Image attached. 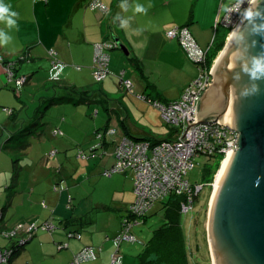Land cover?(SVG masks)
Instances as JSON below:
<instances>
[{
    "label": "crops",
    "instance_id": "crops-1",
    "mask_svg": "<svg viewBox=\"0 0 264 264\" xmlns=\"http://www.w3.org/2000/svg\"><path fill=\"white\" fill-rule=\"evenodd\" d=\"M38 1L42 0H35L33 7L34 15L35 6ZM55 1L45 0L46 5L49 7L63 8L65 12V18L59 20L62 23L60 25L61 38L53 46L55 47L57 58L64 65L63 70L67 68V72L70 71L68 68L70 66H76V69L79 70L81 69L79 62H82V64L88 66L87 71L89 70L91 78L95 81L92 74L94 48L96 44L106 41L105 38L108 37V29L111 26L110 30L113 39L110 41L116 40L117 43L123 44L127 48L128 55L130 54L132 57H135L139 63L138 67H132L133 74L136 73L139 77H143L140 79L148 81V84H145L143 80H138L139 83L136 84V87L132 84V92H134L137 98L146 102L148 100L139 96H147L166 103L179 98L183 88L198 73L196 64L187 57L186 52L175 38H168L166 31L174 26H187L198 45L203 49H208L214 39L216 29L221 26L220 20L225 12L223 10L224 7L236 0H126L127 11L121 9V0H100L107 6V11L90 8L88 4L91 0H61V6H52V3ZM134 3H139L146 7L150 4L151 7L148 8L146 14L136 13L132 9ZM118 13L121 18L128 19L129 24L127 28L119 26L120 19H116L113 22V17ZM37 35H39L38 38L36 36L30 41L22 42L24 44L23 48L27 46L28 59H26V62L24 60L17 64V76L28 77L24 84L30 80L33 72L40 71L41 66H46L48 69L50 67L48 51L51 49L52 42L50 41V44L45 41V37H42L39 24ZM14 45H21V43ZM116 49H119L118 46L107 50L109 57L108 69L113 64V69L121 68L119 70L123 72L124 78L128 79L125 77L127 70L121 66V55H125L124 52L121 50L120 53L114 51L109 53L110 50ZM17 52V49L10 44L6 47H0V56H2L4 61H15L17 59ZM27 56L25 55L26 58ZM48 69L45 71L46 81L43 86L54 84L50 78ZM140 69L141 73H139ZM107 74L99 82H103V86L101 84L102 91L104 90L103 87L105 88L104 82L107 79ZM66 75L62 71L60 74V76H63L62 79L54 80L58 82L55 88H62L60 85L88 88L90 85L87 79L83 80L84 74L82 77L79 74L74 81L66 79ZM154 75H156L157 79H154ZM162 75L167 76L165 83L159 80ZM8 84L16 86L14 82L5 80L3 65L0 63V100L2 87H8ZM50 85L48 86L50 95L46 89L48 93L41 97V105L48 96H54V94L56 96H63L66 94L59 93V90L55 93V90L51 89ZM16 87L19 89L21 86ZM133 89L135 90L133 91ZM136 90L139 92L137 93ZM118 103L120 104L119 101ZM138 105L146 107L142 102H138ZM2 107L10 115L4 123H1L6 125L9 124V119L12 117V109L6 106ZM118 119L124 127V132H122L120 138L123 135L134 138L132 133L138 134V132L144 130H131V132L125 125L126 120H124V115L118 114ZM66 124L68 123L63 121L61 125L65 126ZM5 127L8 130L6 132L7 135L9 134V127ZM107 129L113 128H102V131L101 128L98 129L87 142V146L91 148L92 152L97 151L94 152L95 154L101 150L103 152L101 153L102 155L108 153L107 151H110L109 153L113 155L115 145L120 138L114 140L112 146H108L107 134L104 133ZM114 131L115 135L117 131L115 129ZM59 132V129H54V134H58ZM97 134H101L102 137L98 139ZM3 148L6 147L1 145L0 150H4ZM6 154L8 155V153ZM7 155L5 156L9 157ZM96 161V159L87 160L85 165L91 166ZM9 165L7 164V168L6 165L0 164V174L5 178L0 186L4 189H9V186L5 187L8 184L7 175L11 173L12 169L9 168ZM98 165H101L103 168L96 166V168H93V172L105 171L108 169L109 164L101 161ZM88 169L89 167L84 168L79 163L73 168H65L60 165L56 169L58 173L55 178L56 180L53 179V174L50 173V175L52 174L51 176L49 175L50 183L43 184V186L38 184L37 174L34 175L32 170H27L28 180L21 182L17 179L12 183L14 188L17 189L16 195L14 198L12 196L9 202L8 193L3 203L6 204L0 209V231L10 229L18 224L27 225L43 221L53 223L55 228L52 231L37 230L34 235L26 240L25 244L15 253L11 260L3 261L0 264H70L73 255L86 246L94 248L95 258L82 261L79 264H111L113 254L118 255L120 264H138V253L134 258L124 250L122 251V243L119 245L118 251L112 240L120 229L122 216L127 214L128 208L135 198L134 179H132V176H134L133 172H115L125 175L123 186L120 191L115 190L111 201H106L105 199L94 200L92 198H85L84 194L79 191L80 188L77 185L79 182L74 184L73 180L78 178V175L82 177ZM112 175L111 173L110 176ZM67 178H71L72 182ZM94 183L95 185L97 184L96 182ZM115 202L117 203V208L114 207ZM10 207H13L14 213L12 214H8ZM114 210L117 212L113 218V223L111 225L110 222H107L106 225L101 224L100 220L104 217L103 213ZM6 217L9 218L7 222L5 221ZM69 233L77 234V236H69ZM11 241L0 233V247L8 246ZM60 243H66V246L59 248L58 244Z\"/></svg>",
    "mask_w": 264,
    "mask_h": 264
},
{
    "label": "rangeland",
    "instance_id": "rangeland-1",
    "mask_svg": "<svg viewBox=\"0 0 264 264\" xmlns=\"http://www.w3.org/2000/svg\"><path fill=\"white\" fill-rule=\"evenodd\" d=\"M4 2L11 4L12 9L19 14L17 26L11 30L7 29L3 23H0L1 29H4L12 37V41L9 44L17 49L16 58H19L21 55L27 56L28 49L27 46L23 48V43L34 39L36 36L37 38L39 37L37 35L38 24L42 37H45V41L48 43L51 41L50 48L55 50L53 46L61 38L60 25L62 23L59 20L65 18L63 8H52L46 5L45 0L38 1L35 6L36 18L33 13L35 0H4ZM52 6H61V0H56L52 3ZM110 28L112 27L110 26L108 29L109 34L105 38L106 41L113 39ZM16 43H21V45H14ZM23 49L25 50L22 51ZM113 51L121 52L119 48L110 50L109 53ZM121 56V66L127 70L125 77L132 82L134 87L139 83L138 80H143L145 84H148L147 80L140 79L143 78L142 76L139 77L136 73L133 74L132 67L134 65H132L130 59L127 56L124 57L125 55ZM79 63L81 69L78 70L76 66H70L68 67L70 71L67 72L66 68L63 70V74L66 75L67 72L66 79H72L73 81L77 79L79 74L81 77L84 74L83 80L87 79L90 85L88 88L84 87L82 89L97 90L99 92V96H96L97 99L81 101L79 100L81 97H79L74 101L62 100L50 103L47 98L41 105V97L48 93L46 89L49 91L48 86L50 85L43 86L46 81L45 71L48 69L46 66H41L40 71L33 72L30 80L19 87V89H16L17 94L12 89L16 88V86L8 84V87H2L0 112L4 113H0V147L4 145L6 148L0 150V164L6 166L10 164L9 168L12 169L11 173L7 175L8 184L5 185V187L9 186V189H4L0 186V209L6 204L3 203L8 193L9 202L12 196L14 198L16 195L17 189L14 188L12 183L17 179L21 182L28 180L27 170H32L34 175L37 174L38 184L43 186V184L50 183L49 178L52 174L53 179L56 180L55 178L58 174L56 169L60 165L65 168H73L78 163L83 165L84 168L89 167L82 177L78 175V178L74 177L75 179L73 180L74 184L79 182L77 185L80 188L79 191L84 194V197L94 200L105 199L106 201H111L115 190L120 191L123 186L125 175L115 172L112 173V176L110 174L105 175L103 170L93 172V168L99 166L98 164L101 161L108 163L109 168L113 161H115V157L113 156L114 154L109 153L110 151L102 155L101 153L103 152L100 149L95 154L94 152L97 151L92 152L91 148L87 146V142L98 129L101 128L102 131V128H113L117 131L116 134L107 135L106 138L108 146H112L114 140L119 139L122 132H124V127L118 119V114L124 115V120H126L125 125L128 130H145H141L138 134L132 133L134 137H147L152 140L174 137H169L170 132L174 133V128H170L165 124L157 107L148 101L146 102L137 98L134 92L125 91L123 86L119 84V73L121 72L119 69L121 68L114 70V65H110L107 79L104 82L105 88L103 87L104 90L102 91L101 84L103 86V82L94 81L89 74V70L87 71L88 66L82 64V62ZM48 71H51L50 67ZM139 73H141V69ZM62 77L59 76V80ZM154 79H157L156 75H154ZM5 80H7L6 75ZM159 80L165 83L167 76L162 75ZM136 92L138 93L139 91L136 90ZM138 102L144 103L146 107L139 106ZM2 106L13 109L14 113L9 119V124L6 125L1 123H4L10 115L7 114ZM63 121L68 123L65 125L66 127L61 125ZM5 126L9 127V134L7 135L6 132L8 130ZM97 127L98 129H96ZM54 129H59L60 132L54 134ZM80 153H84L85 158L80 159ZM93 159L97 161L91 166L85 165L87 160ZM213 159V157L204 154L195 157L194 167L185 176L190 184L203 183L205 181L204 173L206 168L215 167ZM99 167L103 168L101 165ZM50 173L52 174L50 175ZM132 177L134 179V176ZM4 179L3 175L0 174V185ZM67 179L72 182L71 178ZM94 182L97 184L95 185ZM208 193L209 186L204 185L199 192L198 198L194 201L193 207L187 213L181 214L189 264H211L206 231L210 200V196L207 198ZM116 205L117 203L115 202V208H117ZM161 206V201L155 202L148 210L145 220L132 227L136 240L134 242H123L121 244L122 251L124 250L135 258V255L141 251L145 243L152 237L154 230L162 224L164 215ZM116 212V210L108 213L104 212V217L100 220L101 224L106 225L107 222H110L111 225ZM12 213H14L13 207H10L8 214ZM8 219L6 217L5 221L7 222Z\"/></svg>",
    "mask_w": 264,
    "mask_h": 264
},
{
    "label": "built area",
    "instance_id": "built-area-1",
    "mask_svg": "<svg viewBox=\"0 0 264 264\" xmlns=\"http://www.w3.org/2000/svg\"><path fill=\"white\" fill-rule=\"evenodd\" d=\"M90 8H98L107 11V6L100 0H91ZM239 7L243 12L248 6L247 0L238 5V0L231 2L227 7ZM241 21L239 12L225 11L220 20V25L229 29L227 36ZM168 38H175L181 48L186 52L187 57L197 66V76L191 80L182 90L179 98L161 102L151 100L147 96L142 97L157 107L160 116L165 124L174 128L176 134L172 138L152 142L145 139H135L123 135L116 143L113 154L115 161L112 166L104 171V174L114 172L131 171L134 174V194L135 198L128 208V212L121 219L120 231L113 237V242L117 246L122 241L133 242L135 236L131 233V227L138 224L141 218L155 204V202L164 200L168 195H183L180 210L187 213L194 203V196L199 192L203 184H190L185 177L187 172L194 167L195 157L204 154L208 156L222 155V160L230 156L236 149L237 133L220 123H202L197 122V104L205 89L211 81V73L215 59L208 64L207 49L201 48L196 42L187 26H174L166 31ZM226 36V37H227ZM117 47L115 41H103L95 45L93 55L92 74L95 81H101L109 72L108 69V49ZM50 60V74L54 76L59 71L55 66L63 63L57 58L55 50L48 51ZM0 63L3 65L8 82H14L16 86H21L25 82V76H17L14 71L15 61H4L0 56ZM120 84L127 91H132V82L123 78V72L120 73ZM52 80H58L52 78ZM197 122V123H195ZM191 123L188 131L185 126ZM114 129H107L105 134H114ZM101 134H97L100 139ZM80 158H85L84 153L79 154ZM218 167V169H219ZM216 175V173H215ZM211 182V188L215 178ZM212 194V191H211ZM210 194V196H211ZM54 224L44 221L40 224L30 223L27 226L18 225L15 229L3 232L4 236H14L16 231L24 233V239L21 243L30 238L37 230L52 231ZM76 235L69 233V236ZM66 243L59 244V248L65 247ZM9 250L0 249V262L6 261L9 256ZM95 258L94 248L86 246L74 255L70 264H78ZM111 264H120L119 257L113 254Z\"/></svg>",
    "mask_w": 264,
    "mask_h": 264
},
{
    "label": "water",
    "instance_id": "water-1",
    "mask_svg": "<svg viewBox=\"0 0 264 264\" xmlns=\"http://www.w3.org/2000/svg\"><path fill=\"white\" fill-rule=\"evenodd\" d=\"M259 7L264 8V0ZM238 25L243 40L237 44L226 37L197 104V122H218L237 133L236 149L214 202L209 203L206 231L211 264H264V79L256 81L258 93L241 97L240 90L252 81L236 60L237 48L243 59L264 52V35L252 32L246 22ZM117 46L128 55L123 44ZM234 74L240 79L234 80ZM195 123L187 124L185 131Z\"/></svg>",
    "mask_w": 264,
    "mask_h": 264
},
{
    "label": "trees",
    "instance_id": "trees-1",
    "mask_svg": "<svg viewBox=\"0 0 264 264\" xmlns=\"http://www.w3.org/2000/svg\"><path fill=\"white\" fill-rule=\"evenodd\" d=\"M228 31H229V29L226 27H223V26H220L218 29H216L214 39H213L211 45L209 46V48L207 49L208 64H210L212 62V60L215 59V57L218 55V53L222 49V47L225 43ZM106 42H110V41H106ZM127 57L130 59L132 65H134L135 67H138L139 63L135 57L130 56V54L127 55ZM25 59H27L25 57V55H21L19 58H17L15 60L14 71H15L16 75H18V73H17L18 65L17 64L19 62L24 61ZM27 78L25 77V82L27 81ZM52 82L54 84H51L50 88L54 89L55 93H57L58 92L57 90H59L60 91L59 93L62 92V93H66V94L63 96H56L55 94H54V96H48L47 98H48L50 103H54V102H58V101H62V100H73L74 101V100H76V98H79V97H81V98H79V100H81V101H90L93 99H97V97H96L97 95L99 96V92L97 90H94V89H90V90L89 89H82V87L80 88L77 86H67V85H60V86H62V88H59V87L55 88V86L58 85V82L54 81V80ZM56 82H57V84H56ZM12 89L15 92V94H17L16 89H18V88L16 87V88H12ZM150 99L152 101L156 100L153 98H150ZM13 115H14V113H13V109H12L11 116H13ZM170 128H172V127H170ZM175 134H176V132L174 130V133L170 132L169 137L175 136ZM135 139H145V140H149L152 142L163 140V139H153L152 140V139H149L147 137L135 138ZM209 157H211V156H209ZM221 157H222V155L213 156L215 167H213V168L208 167L205 170V173H204L205 181L201 184H203V186L204 185L209 186V193L207 195V198H209V196H210L211 182L213 181L214 175H215L216 171L218 170ZM199 192H197L196 195L194 196V201L198 198ZM182 200H183V195L170 194L164 200L161 201V204H162L161 208L163 209V215H164L163 216L164 217L163 222L159 227H157L154 230L152 237L149 239V241L147 243H145L144 247L137 254L138 264H189L187 248H186V243H185V239H184V232H183L182 223H181L182 212L180 210V205H181ZM146 215H147V213L142 216L141 221L145 220ZM33 223H35V222H33ZM40 223H42V222H40ZM40 223H35V224H40ZM18 225H16L15 227H12L10 229H3L0 231V233L2 234L3 232L5 233V232H8L12 229H15ZM27 225H22V226H24V228H25V226H27ZM132 227H131V233L133 234ZM120 228H121V222H120ZM119 231H120V229L118 230V232ZM5 237L12 240L8 246L0 247V249H2V250H9L10 251L9 256L6 259V261H8L9 259L11 260L13 258L15 253H17L22 248V246L25 244L26 241L21 243L20 240H23L25 237H24V233L20 230L16 231L14 236H5ZM26 239H28V238H26ZM135 240H136V238H135ZM123 242H130V241H122V242H120V244ZM60 244H62V243H60ZM119 245H117V246L115 245L118 248V251H119ZM58 246H59V244H58ZM74 255H73V257H74ZM73 257L71 258V260L73 259Z\"/></svg>",
    "mask_w": 264,
    "mask_h": 264
},
{
    "label": "clouds",
    "instance_id": "clouds-1",
    "mask_svg": "<svg viewBox=\"0 0 264 264\" xmlns=\"http://www.w3.org/2000/svg\"><path fill=\"white\" fill-rule=\"evenodd\" d=\"M244 0H238V5H241ZM248 6L244 8L243 12L239 11V7L228 8L224 7V11L229 12V14L233 11L239 12L241 15V22H246L251 25V31L264 35V32H261V29H264V8L259 7L260 0H247ZM120 7L123 11H127L128 7L126 5V0H121ZM151 5L149 4L147 7L145 5L134 3L132 9L136 13H144L146 14L148 8ZM19 18V14L12 9L11 4L5 3L4 0H0V23H3L5 27L9 30L15 28L17 26V20ZM116 19H120L119 26L121 28H127L129 21L126 18H121L118 13L115 17H113V22ZM257 19L261 21L259 25L256 24ZM230 38L232 43H237L243 40V33L240 31V26L238 25L236 28L232 30L230 33ZM12 41V37L4 31V29H0V47H6ZM240 55L236 57V60L240 62L241 70L248 75L249 80L252 81L250 86L242 88L240 90V96L245 97L248 95H254L260 91L259 84L256 81L264 79V52L257 54L255 56H251L248 59H243V54L239 50L236 49ZM59 71L56 72L54 76L50 74L52 78L58 79L60 74L63 71L64 65L57 64L55 66ZM234 80H239V74L233 75Z\"/></svg>",
    "mask_w": 264,
    "mask_h": 264
},
{
    "label": "bare ground",
    "instance_id": "bare-ground-1",
    "mask_svg": "<svg viewBox=\"0 0 264 264\" xmlns=\"http://www.w3.org/2000/svg\"><path fill=\"white\" fill-rule=\"evenodd\" d=\"M229 38H230V34L228 36V40H229ZM229 157L230 156H228L224 160H222L221 165H220L219 169L216 172L215 182L213 184L212 194L210 196V202H209L211 205L214 202L215 196H216L217 191H218L219 183H220V180H221V178H222V176L224 174V170L226 168V165H227Z\"/></svg>",
    "mask_w": 264,
    "mask_h": 264
}]
</instances>
